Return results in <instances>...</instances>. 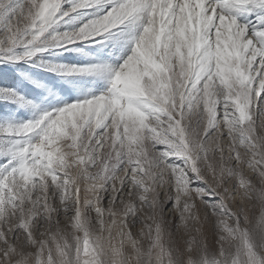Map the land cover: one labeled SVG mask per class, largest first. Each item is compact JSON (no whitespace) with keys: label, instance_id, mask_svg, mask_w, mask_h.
<instances>
[{"label":"snow or ice","instance_id":"obj_1","mask_svg":"<svg viewBox=\"0 0 264 264\" xmlns=\"http://www.w3.org/2000/svg\"><path fill=\"white\" fill-rule=\"evenodd\" d=\"M80 42L114 51L31 63ZM5 63L91 87L0 88L34 114L0 122V264H264V0H0Z\"/></svg>","mask_w":264,"mask_h":264},{"label":"rangeland","instance_id":"obj_2","mask_svg":"<svg viewBox=\"0 0 264 264\" xmlns=\"http://www.w3.org/2000/svg\"><path fill=\"white\" fill-rule=\"evenodd\" d=\"M67 7L68 6L65 5V8ZM94 15L85 16L84 19L94 18ZM98 15H102V12L98 13ZM249 19H254V17H249ZM83 22L84 20L74 19L71 23H62L58 27V31L63 33L65 31L77 30ZM72 47L82 49L83 51L53 49L50 52L43 53L42 57L37 56L31 63L35 64L42 58L46 62L64 64L68 66L88 65L97 61L110 60L109 54L114 51L112 42H108L107 46L95 47L90 46L87 42H80ZM17 51H22V49H18ZM127 54V50H124V55ZM148 54L150 53H146V55ZM31 80H35L38 84L44 85L47 88L54 89L68 104L74 102L78 96L81 99L83 98L79 91L81 88L87 89L91 87V78H78L75 86H71L64 83L62 78L56 76L54 73L47 72L38 67H32L31 64L28 63L0 64V88H15L18 93L25 96L27 99L33 100L36 103H41L43 108H47L49 110L54 107L63 106L61 102L52 99L43 101L45 96L44 89L32 84ZM102 87V84H97L96 90L99 91ZM33 115V112L30 110L19 108L16 104L5 103L0 100V122L8 119L25 121L33 118ZM77 118H79V116H77ZM69 119H72V117Z\"/></svg>","mask_w":264,"mask_h":264}]
</instances>
